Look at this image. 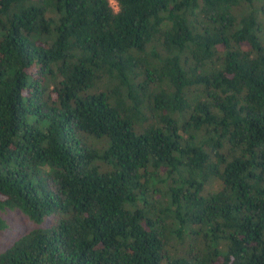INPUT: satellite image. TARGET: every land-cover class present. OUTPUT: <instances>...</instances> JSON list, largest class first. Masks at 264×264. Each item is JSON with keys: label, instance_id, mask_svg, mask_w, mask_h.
Returning <instances> with one entry per match:
<instances>
[{"label": "trees", "instance_id": "obj_1", "mask_svg": "<svg viewBox=\"0 0 264 264\" xmlns=\"http://www.w3.org/2000/svg\"><path fill=\"white\" fill-rule=\"evenodd\" d=\"M253 1L0 0V264H264Z\"/></svg>", "mask_w": 264, "mask_h": 264}, {"label": "rangeland", "instance_id": "obj_2", "mask_svg": "<svg viewBox=\"0 0 264 264\" xmlns=\"http://www.w3.org/2000/svg\"><path fill=\"white\" fill-rule=\"evenodd\" d=\"M254 0L253 2H257ZM256 6V3L254 4ZM113 8H116L115 3L111 4ZM206 190H204V193ZM1 217L5 221V227L0 230V251L9 246L17 237L22 235L29 229L35 227H46L51 218H46L42 223L35 224L27 219L23 214L16 210L5 209L0 212Z\"/></svg>", "mask_w": 264, "mask_h": 264}, {"label": "clouds", "instance_id": "obj_3", "mask_svg": "<svg viewBox=\"0 0 264 264\" xmlns=\"http://www.w3.org/2000/svg\"><path fill=\"white\" fill-rule=\"evenodd\" d=\"M115 0H109L110 4H114ZM116 11H118V9H116Z\"/></svg>", "mask_w": 264, "mask_h": 264}]
</instances>
